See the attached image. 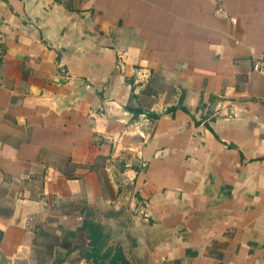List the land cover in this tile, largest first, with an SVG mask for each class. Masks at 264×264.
Wrapping results in <instances>:
<instances>
[{"label": "crops", "instance_id": "1", "mask_svg": "<svg viewBox=\"0 0 264 264\" xmlns=\"http://www.w3.org/2000/svg\"><path fill=\"white\" fill-rule=\"evenodd\" d=\"M0 27V264H264V0H0Z\"/></svg>", "mask_w": 264, "mask_h": 264}, {"label": "built area", "instance_id": "2", "mask_svg": "<svg viewBox=\"0 0 264 264\" xmlns=\"http://www.w3.org/2000/svg\"><path fill=\"white\" fill-rule=\"evenodd\" d=\"M4 40V33L0 27V57L2 56V44ZM252 70L256 73L264 74V54L257 58L252 64Z\"/></svg>", "mask_w": 264, "mask_h": 264}, {"label": "trees", "instance_id": "3", "mask_svg": "<svg viewBox=\"0 0 264 264\" xmlns=\"http://www.w3.org/2000/svg\"><path fill=\"white\" fill-rule=\"evenodd\" d=\"M86 228L87 227V225L85 224L84 226H83V228ZM91 239H92V236H88L87 237V240L89 241V243L91 242ZM88 243V244H89ZM123 252H122V250L121 249H118L117 251H116V253H115V255H114V257L112 258V260H113V262L115 263V264H118L119 262H121V257H122V254ZM87 258H93V257H96V258H98V253H96L95 251H93V250H91V252H89V253H87L86 255H85Z\"/></svg>", "mask_w": 264, "mask_h": 264}]
</instances>
